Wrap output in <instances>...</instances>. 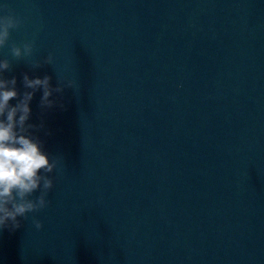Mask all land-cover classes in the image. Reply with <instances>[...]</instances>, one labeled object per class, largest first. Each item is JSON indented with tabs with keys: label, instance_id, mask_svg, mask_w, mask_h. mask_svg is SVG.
Here are the masks:
<instances>
[{
	"label": "water",
	"instance_id": "water-1",
	"mask_svg": "<svg viewBox=\"0 0 264 264\" xmlns=\"http://www.w3.org/2000/svg\"><path fill=\"white\" fill-rule=\"evenodd\" d=\"M4 4L24 19L5 77L79 88L30 102L62 159L49 206L0 230V264H264V0Z\"/></svg>",
	"mask_w": 264,
	"mask_h": 264
},
{
	"label": "clouds",
	"instance_id": "clouds-1",
	"mask_svg": "<svg viewBox=\"0 0 264 264\" xmlns=\"http://www.w3.org/2000/svg\"><path fill=\"white\" fill-rule=\"evenodd\" d=\"M0 9H7L0 12V48H3L8 45L12 30L19 29L24 19L7 4L0 5ZM34 43V40H26L22 44L13 42L10 48L12 56L17 60L31 58ZM28 63L32 68L54 65V54L49 52L42 60L30 59ZM11 69L9 59H0V230L8 228L14 231L21 227L22 220H28L29 213L49 206L48 195L54 187V177L49 174L57 169L62 159L46 152L44 142L32 131L42 129L44 124L29 123L30 102L36 91L42 89L40 108H52L56 104L50 99L53 93H63L66 87L78 90L79 85L74 80L64 82L58 78L53 87L50 75L30 78L25 72L22 79L25 91L21 93L17 88V78L4 75ZM14 99L16 103L12 104ZM31 223L37 230L43 228V221L35 216Z\"/></svg>",
	"mask_w": 264,
	"mask_h": 264
}]
</instances>
